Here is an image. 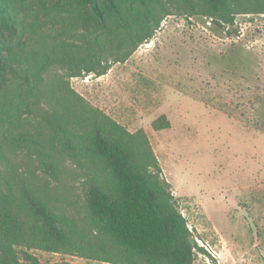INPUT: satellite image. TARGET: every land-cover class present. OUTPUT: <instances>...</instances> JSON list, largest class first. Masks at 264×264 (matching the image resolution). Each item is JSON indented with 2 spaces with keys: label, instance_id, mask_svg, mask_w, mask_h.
I'll return each mask as SVG.
<instances>
[{
  "label": "trees",
  "instance_id": "trees-1",
  "mask_svg": "<svg viewBox=\"0 0 264 264\" xmlns=\"http://www.w3.org/2000/svg\"><path fill=\"white\" fill-rule=\"evenodd\" d=\"M174 12L225 29L264 14V0H0V264H39L31 250L94 264H194L203 252L145 132L69 83L104 75L106 55L125 62Z\"/></svg>",
  "mask_w": 264,
  "mask_h": 264
},
{
  "label": "rangeland",
  "instance_id": "rangeland-1",
  "mask_svg": "<svg viewBox=\"0 0 264 264\" xmlns=\"http://www.w3.org/2000/svg\"><path fill=\"white\" fill-rule=\"evenodd\" d=\"M105 60L104 75L82 73L70 86L129 132H145L203 250L194 264H264V14L237 15L223 29L174 12L125 62ZM161 116L169 127L155 130ZM25 253L39 264H94Z\"/></svg>",
  "mask_w": 264,
  "mask_h": 264
}]
</instances>
